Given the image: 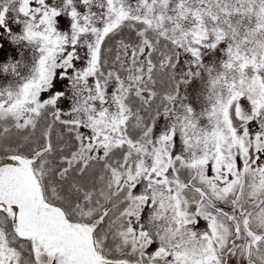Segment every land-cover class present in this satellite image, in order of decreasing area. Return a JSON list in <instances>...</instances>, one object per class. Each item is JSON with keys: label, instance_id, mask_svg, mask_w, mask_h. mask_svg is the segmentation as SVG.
<instances>
[{"label": "snow or ice", "instance_id": "snow-or-ice-1", "mask_svg": "<svg viewBox=\"0 0 264 264\" xmlns=\"http://www.w3.org/2000/svg\"><path fill=\"white\" fill-rule=\"evenodd\" d=\"M0 264H264V0H0Z\"/></svg>", "mask_w": 264, "mask_h": 264}]
</instances>
